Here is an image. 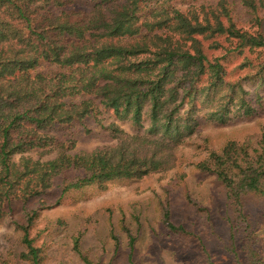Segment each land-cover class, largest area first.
<instances>
[{
  "label": "trees",
  "instance_id": "1",
  "mask_svg": "<svg viewBox=\"0 0 264 264\" xmlns=\"http://www.w3.org/2000/svg\"><path fill=\"white\" fill-rule=\"evenodd\" d=\"M91 1L95 7L87 12L71 0H0V220L14 200L26 205L42 199L55 181L59 204L87 186L171 167L175 148L198 131L201 110L205 121L219 124L232 108L246 116L256 111L242 82L264 74V59L246 58L231 71L225 62L246 50L264 52V35L237 29L226 5L199 20L164 0L174 33L168 37L147 21L138 24L145 4L156 0ZM147 37L160 43L150 47ZM219 37L228 44L206 43ZM242 67L248 71L239 78L235 73ZM97 105L136 128L146 115L148 127L128 135L112 125L114 147L73 155L71 141L55 143L41 133L81 122ZM33 150H43L40 158L27 156ZM52 151L54 159L41 160ZM196 168L216 178L232 207L233 260L261 264L243 199L264 198V126L255 145L229 141L208 150ZM41 209L28 211L23 223L13 222L24 247L19 259L26 264L44 260L30 236ZM235 234L243 237L239 245ZM74 244L82 257L77 239ZM0 264H10L9 254Z\"/></svg>",
  "mask_w": 264,
  "mask_h": 264
},
{
  "label": "rangeland",
  "instance_id": "2",
  "mask_svg": "<svg viewBox=\"0 0 264 264\" xmlns=\"http://www.w3.org/2000/svg\"><path fill=\"white\" fill-rule=\"evenodd\" d=\"M70 4L87 12L95 7L91 0H71ZM222 4L230 9L237 29L264 35V0H173L170 6L189 19L202 20L215 8L219 12ZM142 14L139 25L147 21L155 32L174 35L171 10L164 0L146 3ZM147 29L141 31L148 34ZM145 41L150 47L160 43L152 37ZM212 41L228 44L223 37L206 43ZM246 58L263 60L264 52L255 49L230 55L225 62L228 71L239 67ZM247 71L242 67L235 75L241 78ZM242 87L255 113L246 116L232 108L226 122L219 124L205 121L206 109L201 110L197 114L198 131L175 148L172 166L165 170L140 179L87 186L68 193L59 204L57 181L42 199L26 205L14 200L0 220V258L9 254L10 264H26L19 259L24 247L13 222L23 223L28 211L43 208L30 230L44 257L41 264H237L229 252L233 244L229 223L233 219L232 207L223 186L214 176L200 172L196 164L208 150H218L229 141H250L255 145L259 139L264 126V74L243 81ZM148 124L143 115L142 127L136 128L97 105L93 116L41 133L50 135L55 143L71 141L73 150L69 153L73 155L114 147L116 141L109 130L112 125L133 135L143 133ZM41 152L33 150L27 156L36 160ZM55 156L56 151H52L41 160ZM243 206L264 264V198L245 197ZM242 238L235 234L236 245ZM75 239L82 257L74 250Z\"/></svg>",
  "mask_w": 264,
  "mask_h": 264
}]
</instances>
